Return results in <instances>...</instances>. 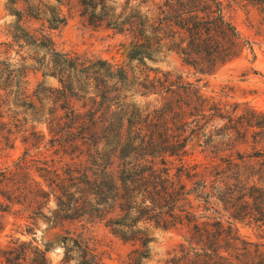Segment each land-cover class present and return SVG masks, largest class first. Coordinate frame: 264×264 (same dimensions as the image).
Here are the masks:
<instances>
[{
	"label": "trees",
	"instance_id": "trees-1",
	"mask_svg": "<svg viewBox=\"0 0 264 264\" xmlns=\"http://www.w3.org/2000/svg\"><path fill=\"white\" fill-rule=\"evenodd\" d=\"M245 1L261 7L264 22V0ZM236 3L122 0L117 6L113 0H88L99 25L127 39V67L52 50L36 69L42 80L31 100L25 95V71L0 60V98L5 102L11 97L33 120L45 122L55 153L71 155L84 148L87 155L77 163L57 166L61 160H51L34 166L35 218L52 198L46 219L53 226L102 224L123 242L136 245L132 264L150 259L155 230H185L183 242L165 264H264V250L243 240L236 229V223L247 221L264 226V113L237 115V105L225 113L199 93L197 84L168 71L151 77L153 69L147 64L174 53L184 66L212 74L244 48L252 51L251 42L226 15ZM7 9L16 21L21 19L19 10ZM31 9L35 18L46 15L50 28L63 20L58 6L33 0ZM14 29L26 44L32 43L20 26ZM33 44L46 47L38 38ZM46 77L57 85H47ZM135 94L156 99L140 104L133 101ZM75 102L80 105L75 107ZM247 134L253 148L260 146L253 154L236 149L249 142ZM189 144L211 159L187 160ZM255 175L259 183L249 181ZM0 176L7 178L4 172ZM8 208L6 204L1 210ZM66 234L57 240L63 248L57 264H101L81 234ZM50 247L15 243L0 249V264H49Z\"/></svg>",
	"mask_w": 264,
	"mask_h": 264
},
{
	"label": "rangeland",
	"instance_id": "rangeland-1",
	"mask_svg": "<svg viewBox=\"0 0 264 264\" xmlns=\"http://www.w3.org/2000/svg\"><path fill=\"white\" fill-rule=\"evenodd\" d=\"M39 1L60 9L63 20L55 28L49 27L46 15L38 13L35 15L37 18L33 17V0H16L13 6L7 0H0V60H6L11 69L21 67L25 71V95L30 100L33 89L42 80L41 73L36 69L45 62L52 50L92 60L104 59L127 67V39L99 25V16L97 12L92 14L90 6L86 4L88 0H61L58 3L55 0ZM113 1L117 6L122 2ZM236 1L226 15L240 36L251 42L252 51L244 48L237 58L220 66L212 74L197 73L184 66L174 53H168L153 61H147L148 66L153 69L149 74L151 77H162L167 71L181 74L183 80L197 84L199 93L209 101L217 103L225 113L231 112L235 105L237 115L248 110L264 113V22L261 18V7L245 0ZM222 2L227 4L229 0ZM7 6L22 13L19 21H16ZM41 10L45 11V8L41 7ZM118 11L119 9L116 12ZM16 25L31 36V44H26L18 37L21 32L14 29ZM35 38L44 42L46 47L37 49L33 44ZM44 80L47 85H57L52 77ZM132 99L140 104L153 103L156 96L142 97L135 94ZM79 105L80 103H74L75 107ZM222 124L220 122L219 126ZM246 136L249 142L238 144L236 149L253 154L260 146L257 144L253 148L250 134ZM48 139L45 122L33 120L28 110L12 103L11 97L5 102L0 98V174L4 172L7 176L5 179L0 176V203L2 206L9 205L5 211L0 207V249L12 247L15 243H24L29 248L43 250L50 243L51 247L46 256L49 264H57L63 254L62 245L57 240L67 235L68 231L74 236L81 234L83 240L100 258L101 264H132L131 251L136 245L123 242L102 224L74 221L53 226L46 219L50 217V210L53 209L52 198L47 206L41 208V215L35 218L34 166L45 161L52 164L51 160H61L57 164L61 166L64 162L77 163L87 158L84 148L82 153L76 150L71 155L63 154L61 150L55 153L49 146ZM188 146L190 154L187 155V160L208 162L211 159L212 155L201 152L200 147L194 146V149H190L191 144ZM21 161L24 163H20ZM249 181L259 183L257 175L249 178ZM260 183L264 184V179ZM6 197L10 198V203ZM236 229L243 240L259 245L264 250V226L247 221L236 223ZM183 234L185 230H155L154 241L150 244V259L146 264H165L166 259L178 250L177 244L182 241ZM253 245L250 246L251 250Z\"/></svg>",
	"mask_w": 264,
	"mask_h": 264
}]
</instances>
